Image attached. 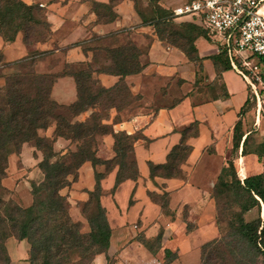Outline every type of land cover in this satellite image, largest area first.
Returning <instances> with one entry per match:
<instances>
[{
  "label": "crops",
  "instance_id": "0c3cea01",
  "mask_svg": "<svg viewBox=\"0 0 264 264\" xmlns=\"http://www.w3.org/2000/svg\"><path fill=\"white\" fill-rule=\"evenodd\" d=\"M23 1L42 8L50 31L30 46L22 33L13 42L0 36V54L12 63L2 67L4 73L20 72L21 62L35 59L36 72L56 75L52 98L70 105L78 100V90L75 78L66 71L75 66L90 68L92 78L111 90L119 107L102 109L97 103L73 121L86 122L94 112L104 111L100 123L109 131L97 133L94 146L102 161L116 156L114 134L134 137L128 158L136 162L135 179L116 185L118 165L109 168L85 161L76 179L60 191L68 198L74 221L83 222L76 206L89 200L96 173L103 175L100 201L111 235L105 251L90 264H201L203 245L222 235L217 218L220 199L230 197L232 191L240 197L242 209L248 207L244 214L257 207L263 211L257 196L251 206L250 195L237 180L243 184L246 177L264 174V106L252 97L247 83L229 67L214 41L198 37L195 46L202 62L190 60L183 50L158 37L148 19L151 0ZM156 1L165 7L163 0ZM128 44L140 51L134 53L142 69L124 76L105 70L112 65L107 49ZM194 123H198L197 133L185 139L192 150L180 164L181 175L152 177L150 163L165 164L172 148L182 142L184 130ZM54 131L51 126L40 134L54 139L56 153L77 150L79 142L55 137ZM42 158L29 143L9 156L7 176L2 180L8 189L4 200L15 199L23 208L33 205L31 182L44 180L38 166ZM5 247L11 264H30L26 239L8 237Z\"/></svg>",
  "mask_w": 264,
  "mask_h": 264
},
{
  "label": "trees",
  "instance_id": "16d2710c",
  "mask_svg": "<svg viewBox=\"0 0 264 264\" xmlns=\"http://www.w3.org/2000/svg\"><path fill=\"white\" fill-rule=\"evenodd\" d=\"M151 1L155 3L156 12L148 19L156 27L158 37L183 50L190 60L202 62L195 41L200 36L207 37L206 31L192 22L173 21L169 9L162 7L156 0ZM38 27L42 29L41 33H38ZM49 31L50 26L39 5H28L23 0L1 1L0 36L4 41L13 42L22 33L24 42L30 46L45 39ZM36 34L39 35L38 38L35 37ZM107 51L110 53L112 65L105 70L124 76L142 69L135 55L136 52L140 54V51L135 46L128 44ZM10 64L12 63L5 62L0 54V68ZM34 64L35 59L21 62V71L17 73L4 74L0 70V77L4 78V84L0 86V249L5 256V264H11L5 247L6 239H26L30 244L29 260L32 264H67L76 253L86 256L88 248L84 247L83 241L86 237L92 245L100 241L107 246L111 229L106 210L100 201L101 173H96V186L89 192V200L84 203L89 206L91 196L95 199L94 211L89 218L91 231L87 235L82 234L78 223L70 219V203L67 196L60 191L71 184L69 176L77 174L85 161H91L94 165L104 163L109 168L118 165L116 185L126 179H135L138 175L136 162L128 158L133 149L134 137L124 133L114 134L115 158L108 161L98 159L94 149L95 135L109 131L100 123L99 112H94L86 122L73 120L97 103L102 109L106 105L119 107L116 97L111 94L110 89L97 84L98 81L92 78L90 68L68 69L66 73L72 75L77 83L78 100L70 105L59 104L51 96L56 75L38 73L34 70ZM239 125L240 123L235 127L236 146L240 140L237 136ZM51 126L55 127V137L79 142L77 150L56 153L53 149L54 139L40 134ZM197 128L198 123H194L184 130L182 142L172 148L165 164L150 163L152 177L170 178L181 175L180 164L192 150L185 139L188 135L196 134ZM24 143L31 144L43 155L38 166L44 174V180L39 184L31 182L33 205L28 208L4 200L2 194V180L6 177L9 156L19 153ZM244 143H247V138ZM258 155L261 157V153ZM242 182L243 184L237 180L240 188L250 195L251 206L258 201L255 196L264 206V174L246 177ZM158 197L153 196L156 201H159ZM233 204L238 205V202L229 203ZM247 210L248 207H241V211L235 215L230 233L203 245L201 264H264V216L263 219L258 217L246 221L243 214ZM235 238L239 241L233 244ZM94 253L90 263L100 252ZM166 254L169 255L168 250Z\"/></svg>",
  "mask_w": 264,
  "mask_h": 264
},
{
  "label": "built area",
  "instance_id": "2783aa9c",
  "mask_svg": "<svg viewBox=\"0 0 264 264\" xmlns=\"http://www.w3.org/2000/svg\"><path fill=\"white\" fill-rule=\"evenodd\" d=\"M169 10L173 21L192 22L206 31L260 103L264 96V0H185ZM255 57L259 61H253Z\"/></svg>",
  "mask_w": 264,
  "mask_h": 264
},
{
  "label": "rangeland",
  "instance_id": "374dc122",
  "mask_svg": "<svg viewBox=\"0 0 264 264\" xmlns=\"http://www.w3.org/2000/svg\"><path fill=\"white\" fill-rule=\"evenodd\" d=\"M1 1L2 0H0V3H1ZM184 1L185 0H163V3L165 5L164 8H166L167 10H168V8L171 9L172 7L176 6L177 4H181ZM149 11H151V15L155 14V12H156L155 3L151 4ZM37 31H38V33H41L42 29L38 27ZM38 36L39 35L36 34L35 37L38 38ZM31 53L33 55L35 53V51L34 52L32 51ZM253 61H255V62L259 61L258 57H255L253 59ZM70 68L75 69V68H79V67L75 66L73 68L72 67H70ZM0 70L3 73L5 72L2 68H0ZM250 93H251L252 97L255 98L252 90H250ZM120 99H126V97H122V98L120 97ZM261 102H262V105L264 106V96L263 95L261 96ZM98 114L101 116L102 114H104V111L102 110ZM254 115H257L256 111L254 112ZM93 123H94V120H93ZM14 168H15V166L13 167V169ZM7 172L8 171H6V176H7ZM9 172H10V170H9ZM76 176H77V174H73V175H70L69 178H70V180H74L76 178ZM3 187H4V190L2 191V194L4 195V193L7 194L6 191H8V189L4 185H3ZM101 195H102V193H101ZM228 196H230V197L226 196L224 199H220L218 202V211L219 212H218L217 218H218V221L222 227L221 228L222 229V235H224L226 233H230L232 231L231 223L235 219V215L241 211V207H242V201H241L239 196H236L235 194H233L232 191L230 192V195H228ZM6 201L14 202V203L20 205L15 199H12V198H10ZM233 201H237L238 205L237 204L229 205V203H231ZM84 203L85 202H80L76 206V211L83 218V222L74 221V219L72 218V216L70 214L71 205L68 208V214L70 216V219L73 222L78 223L80 232L82 234L87 235L91 231V223H90L89 218H90L91 213L94 211L95 199L93 196H91V204L89 206L84 205ZM262 216H264L263 211L260 210V208H258V207L253 209L249 213L243 214V217L246 221L254 220L258 217H261L263 219ZM83 241H84V247L88 248V252L86 253V256L82 257L81 253H76L70 258V262L67 264H90V260L93 257V255L95 254L94 253L95 251L101 253V252L105 251V249H106L105 244H103L100 241H97L94 245L91 244L89 238H87V237L84 238ZM238 241H239L238 238H235L233 240V244H236ZM239 244H241V243H239ZM4 257L5 256H4L3 252H1V249H0V264L6 263V261L3 259ZM42 259L43 258L41 257L40 260L42 261ZM30 264H32V263L30 262ZM108 264H112V263L109 262Z\"/></svg>",
  "mask_w": 264,
  "mask_h": 264
}]
</instances>
